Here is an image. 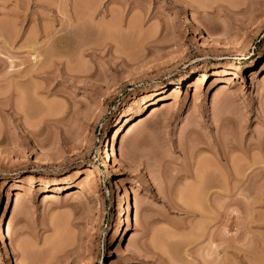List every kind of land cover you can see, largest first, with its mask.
Masks as SVG:
<instances>
[{
	"label": "rangeland",
	"instance_id": "1",
	"mask_svg": "<svg viewBox=\"0 0 264 264\" xmlns=\"http://www.w3.org/2000/svg\"><path fill=\"white\" fill-rule=\"evenodd\" d=\"M0 264H264V0H0Z\"/></svg>",
	"mask_w": 264,
	"mask_h": 264
},
{
	"label": "bare ground",
	"instance_id": "2",
	"mask_svg": "<svg viewBox=\"0 0 264 264\" xmlns=\"http://www.w3.org/2000/svg\"><path fill=\"white\" fill-rule=\"evenodd\" d=\"M30 49V48H29ZM38 48H36L35 46L33 47L32 46V48H31V52H30V54L32 55V53L33 54H35L37 57H41V55L39 54V52H38V50H37ZM44 53V52H43ZM48 53V52H47ZM50 54V53H49ZM52 54V53H51ZM47 55V54H46ZM45 55V56H46ZM43 58V57H42ZM252 60V59H251ZM254 62V61H253ZM225 68V67H224ZM201 76H202V78H205V74H201ZM197 80L199 79V77L198 78H196ZM200 80V79H199ZM201 81H202V79H201ZM193 84H195V83H193ZM192 84V85H193ZM201 84H202V82H201ZM195 86H197V85H195ZM200 86V85H199ZM197 88V87H196ZM174 92H176L175 90H174ZM174 92H172V93H174ZM20 95H21V93H20ZM161 95H163V93L161 94ZM22 96V95H21ZM26 98V97H25ZM29 99V98H28ZM26 100H27V98H26ZM27 103V102H26ZM167 105V104H166ZM166 105H163L164 107H166ZM162 106V105H161ZM164 107H162L163 109H164ZM154 109H153V111H156V110H158V108H156V107H153ZM28 109V108H27ZM30 109V108H29ZM162 110V109H161ZM153 111H152V113H153ZM159 111V110H158ZM157 111V112H158ZM30 112V111H29ZM145 121V119H143V122ZM139 122V121H138ZM142 122V123H143ZM140 123V122H139ZM137 125H139L138 123H136ZM136 124H135V126H136ZM141 124V123H140ZM134 127V126H133ZM112 153H113V155H114V151H112ZM197 177H195V180H196V182H198V184H192V185H189V186H184L185 187V190L183 191L184 192V194H182V192H181V194H182V196L181 197H183V200L188 204L189 202H190V204H193L194 202H195V199L197 200V203H200V201L198 202V200H200L201 199V202H202V198H203V196H204V193H206L205 192V186H206V184H204L202 181H203V179H200V180H198V179H196ZM198 180V181H197ZM202 180V181H201ZM204 182H206V181H204ZM207 189V188H206ZM208 190V189H207ZM78 192V191H77ZM180 192V191H179ZM18 195H21V194H19V192L17 193V197H18ZM128 196V195H127ZM127 196L125 197V198H127ZM180 196V195H179ZM16 197V199L18 200V198ZM205 197V196H204ZM19 198H22L21 196L19 197ZM182 199V198H181ZM204 199L205 198H203V201H204ZM20 200V199H19ZM126 201V200H125ZM128 201V200H127ZM194 201V202H193ZM191 202H193V203H191ZM196 203V202H195ZM194 203V206L196 205ZM124 205H126V202H125V204ZM201 205V204H200ZM123 207V206H122ZM129 205H127V207H126V211H127V216H125L126 217V221L127 222H129V215H128V209H129ZM124 212V211H123ZM124 214H125V212H124ZM125 219V218H124ZM123 221H125V220H123ZM125 221V222H126ZM121 222V221H120ZM124 222V223H125ZM125 225V224H124ZM10 229V228H9ZM7 230V229H6ZM5 232V231H4ZM7 232H9L8 230H7ZM5 235V234H4ZM9 234H7V236H8ZM10 236V235H9ZM3 237V239H4V236H2ZM2 237H1V239H2ZM5 237H6V235H5ZM7 239V238H6ZM3 241V240H2ZM5 247V246H4ZM21 249H23L22 248V246H20L19 247V249L18 250H20L21 251ZM22 252H23V250H22ZM21 252V253H22ZM9 254V253H8ZM7 254V255H8ZM23 254V253H22ZM22 257H23V255H22ZM25 259V258H24Z\"/></svg>",
	"mask_w": 264,
	"mask_h": 264
}]
</instances>
